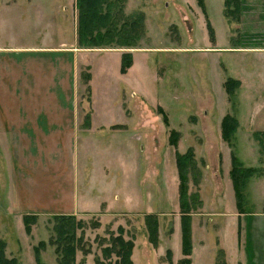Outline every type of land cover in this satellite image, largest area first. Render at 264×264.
Returning a JSON list of instances; mask_svg holds the SVG:
<instances>
[{
	"label": "rangeland",
	"instance_id": "rangeland-1",
	"mask_svg": "<svg viewBox=\"0 0 264 264\" xmlns=\"http://www.w3.org/2000/svg\"><path fill=\"white\" fill-rule=\"evenodd\" d=\"M200 2L125 0L126 20L143 14L144 27L136 45L79 47L77 0H0V45H50L70 57L77 53L80 83L74 85L80 103L89 111L93 107L97 122L105 125L125 122L126 114L133 120L128 129L122 124L106 127L98 132L102 134L87 135L86 142L80 143L77 169L85 208L79 204L73 214L81 222L76 234L79 264H118L113 238L119 232L134 239L135 264H173L167 249H181L182 239L175 235L181 212L175 207L180 184L176 151L193 148L202 179L207 181L208 205L196 213L233 208L214 202L218 196L235 207L232 188L213 187L212 176L219 171L225 181L232 163L223 140L224 121L229 130L237 122L233 141L240 160L246 167L260 169L248 180L241 209L264 208L259 204L264 198V178L257 181L264 171V142L261 145L253 136L264 131V0H241L238 20L226 14L225 0ZM208 23L214 28L213 37ZM127 52L133 61L122 72V55ZM92 119L91 112L86 113L83 125L90 128ZM174 132L179 135L173 136ZM212 168L215 171L208 173ZM5 170L0 160L4 175L0 241L6 243L7 256L17 258L18 264H37V248L44 264H58L56 244L51 243L54 213H38L26 204L11 202L7 165ZM193 174L190 171L188 192L198 189L200 194L202 180L197 188ZM157 212L164 213L162 218L153 215ZM29 214L37 215L31 218L36 220L30 224L31 232L24 222ZM147 215H153L154 222ZM218 220L209 226L216 242L212 246L219 249L215 264H227L217 237L223 233L225 246L231 248L230 220ZM206 236L204 232L202 237ZM108 248L110 254L105 251ZM197 249L208 248L197 243ZM196 264H210L208 251L197 257Z\"/></svg>",
	"mask_w": 264,
	"mask_h": 264
},
{
	"label": "crops",
	"instance_id": "crops-1",
	"mask_svg": "<svg viewBox=\"0 0 264 264\" xmlns=\"http://www.w3.org/2000/svg\"><path fill=\"white\" fill-rule=\"evenodd\" d=\"M58 50L62 49L50 45H0V160L4 172L6 165L9 169L11 188L7 197L11 202L26 204L27 209L42 214H77L78 205H85V199L83 203L80 202L77 169L80 143L86 142L87 135L90 137L102 134L98 132L106 130V127L122 124L128 129V123L133 120L126 114L125 122L110 125L97 122L93 107L89 111L83 102L80 103L78 88L74 85L80 83L79 66L76 64L78 54L73 53L70 57ZM71 63L74 65L73 69H70ZM88 112H91L93 118L90 128L83 125ZM96 123L98 127L94 128ZM176 168L175 166V170ZM212 170L215 171L212 168L208 173ZM230 171L231 168L225 181L219 171L215 173L212 176L213 187L221 190L222 185L223 189L227 185L232 188L235 207L224 196H218L213 198L214 202L233 208L222 212L217 210L220 213L213 211L205 214L196 211L191 215V264H196L197 257L200 259L201 253L207 251L210 264H215L219 249L212 246L216 242H213L209 226L212 221L218 222L219 218L230 220L231 248L225 246L223 233L217 237L227 264H264V208L251 211H241L238 208ZM262 178L264 171L257 177V181ZM1 179H4V175L0 174V182ZM206 182V178L202 179L200 185L202 206L205 207L208 205L204 195ZM177 199L179 206L175 207L180 208V200L178 197ZM260 202L262 203L259 204L264 205V198ZM228 206L227 209L230 208ZM163 214L157 212L154 215L162 218ZM202 216L204 217L201 218ZM220 228L222 229L221 226ZM197 231L200 234L197 235ZM204 232L206 238L202 237ZM175 235L180 238L182 236L181 212ZM199 235L202 241L196 240ZM197 243L199 247L207 246L208 249H197ZM167 250L171 251L173 264H178L185 258L182 239L181 249Z\"/></svg>",
	"mask_w": 264,
	"mask_h": 264
},
{
	"label": "trees",
	"instance_id": "trees-1",
	"mask_svg": "<svg viewBox=\"0 0 264 264\" xmlns=\"http://www.w3.org/2000/svg\"><path fill=\"white\" fill-rule=\"evenodd\" d=\"M125 0H77L78 8V37L77 42L79 47H111L115 46H135L136 41L139 39L140 32L143 31V14L138 13L133 16H128V20L124 17L123 4ZM200 2V0H199ZM201 3V2H200ZM241 0H225L226 14L237 17L241 12ZM234 5V7H230ZM231 12H230V11ZM237 10V11H236ZM237 12L232 14V12ZM208 29L214 34V28L208 23ZM133 55L130 52L122 55V72H126L131 66ZM229 118V117H228ZM235 121V119H234ZM223 127V140L227 142L231 148L232 167L230 175L233 181L235 195L238 208L242 211V204L244 201V190L254 174H258L260 169L253 167H246L236 154V145L233 141L234 132H236L237 122L229 130L230 125L224 121ZM179 135L177 132L173 136ZM254 138L262 145L264 142V131H256L253 133ZM172 143H176L172 139ZM176 164L180 177L179 184V200L180 209L182 213V241L183 251L186 256L192 253V233H191V215L202 207V200L200 198L199 190L197 189L192 194H189V186L187 180L190 171H193L194 185L199 188L200 181L202 180V171L196 164L198 161L194 155V149L189 147L186 152L182 153L176 151ZM197 161V162H196ZM202 165L203 161H202ZM258 172V173H257ZM255 174V175H256ZM154 215V214H153ZM147 215L149 221L154 222V216ZM37 215H26L24 222L27 232H31L30 224L36 223ZM157 217V215H155ZM153 218V219H152ZM55 235L51 238V243L56 244L58 254V264H79L76 260V253L79 248L77 243V229L81 226V222L77 220L76 215L73 214H55ZM152 231L156 232L157 227L153 226ZM155 237L154 234H152ZM115 244L118 246L113 249L119 257L118 264H135L132 259L134 239H126L124 235L119 234L113 238ZM79 242V240H78ZM6 243L4 240L0 241V264H18L17 258H9L5 252ZM110 254V248L105 249ZM224 254L223 250H220ZM36 263L44 264L41 261L39 249L35 248ZM220 259V258H219ZM191 264L190 259H183L179 263ZM86 264V263H81Z\"/></svg>",
	"mask_w": 264,
	"mask_h": 264
}]
</instances>
